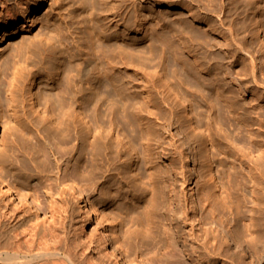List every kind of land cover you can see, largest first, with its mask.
Wrapping results in <instances>:
<instances>
[{"label": "bare ground", "instance_id": "1", "mask_svg": "<svg viewBox=\"0 0 264 264\" xmlns=\"http://www.w3.org/2000/svg\"><path fill=\"white\" fill-rule=\"evenodd\" d=\"M46 1L0 0V44ZM85 1L77 26L36 34L0 61V113L3 104L9 112V138L0 153V264L80 263L68 249L25 247L49 218L36 214L37 200L22 184L25 161L39 172L47 169L41 141L53 160L55 183L47 191L52 217L57 202L68 206V177L60 175L66 162H73V177L99 188L102 216L81 189L73 195L92 220L88 247L91 239L101 247L92 264H126L118 234L125 225V243L136 256L147 255L127 264L220 255L226 264H247L249 248L261 264L264 63L258 59L264 44L257 47L253 36L264 31V0H89L91 8ZM144 2L167 12L148 19ZM180 6L187 17L174 14ZM150 19L158 26L150 34L130 35ZM195 102L204 121L185 124ZM172 128L182 133L178 142ZM189 154L196 167L191 199L184 188ZM13 172L14 181H22L16 186Z\"/></svg>", "mask_w": 264, "mask_h": 264}, {"label": "rangeland", "instance_id": "2", "mask_svg": "<svg viewBox=\"0 0 264 264\" xmlns=\"http://www.w3.org/2000/svg\"><path fill=\"white\" fill-rule=\"evenodd\" d=\"M76 2L79 5V7L78 5H76ZM79 2L81 3V0H78V1L77 0L76 1L75 0H47L45 2L43 9L39 13L34 14L31 18L29 17L27 20H22L18 22L13 27L12 34L10 36L7 35L4 41L1 42L0 61H1V58L2 59L6 58L11 53L12 49H14V47L16 48L17 45L20 44V42L28 38H31V37L34 38V35L36 34H37L36 37H39L40 34H46L52 29H57L56 27H58L59 29L60 28L62 29L64 25L69 26V24L70 23L72 24V22L75 23L74 27L77 26V21L81 18L80 17L81 10L79 9L81 4ZM85 2L86 3L88 2L86 6L91 8V3L90 5H88L90 1L87 0ZM142 5L144 7L142 9V14H145V16H147L148 19H149V16H152L154 14L155 11L156 13H159V14L165 13V11L167 12L165 6L161 4L152 5L149 2H144ZM172 10L175 12L174 14H177V15L184 14L185 17L188 16L187 9L185 8V6L183 7L180 6ZM72 14H74L73 15L74 17L72 16ZM73 19H76V21ZM155 22L156 20H152V19L148 20V22L144 26V28L146 29L142 27L141 32L136 33L135 31H133L131 32L130 35L132 37H138L140 35L145 34L147 31L150 34V31L152 32V30H149L150 28L153 29L155 27L154 29H156V27H158L155 25ZM104 23H109V22L108 20H105ZM152 23H153V26H151ZM107 25H109L110 28L115 29V24L110 23ZM196 27L199 30H201L203 32V35L205 36H208L211 34L205 31L206 28L202 24H199V25L196 24ZM259 33L253 36V40H254L255 45L260 42L259 46L257 45V47L261 46L262 48L263 47L262 45L264 44L263 43L264 42V31H262L261 29ZM251 38L252 36L249 37L248 40L250 41ZM261 54H262V57H259L258 59L259 66L261 65V63H264V51H262ZM262 59L263 61H261ZM238 68H240L239 64L236 65V69ZM33 90L39 93L40 88L39 86H35ZM251 96H253L252 93L246 94V97L248 100L251 99ZM4 105L5 104L1 105V107L3 108V112L0 113V115L4 113L3 114L4 117L2 119L0 118V153L3 151L4 145L7 143V139L9 138V135H8L9 129L4 128V124L9 119L8 118L9 112L7 111V109H5ZM199 110L200 108L198 104L195 102V105L193 106V108L191 110L189 108L188 114L183 118L184 123L186 124V123L191 122L193 123V125H196L198 121L203 122L204 121L203 115H200L201 110L200 111ZM171 133L174 134L173 137L175 140H177V142L180 138H182V133L178 132L176 128H172ZM194 133L200 134L201 131L200 129L199 130L197 129L194 131ZM42 144L43 142L41 141V144H40L41 147L39 146V149H41L40 150L41 154L39 155V157L42 160V162L46 163L47 169L44 172H39V170L35 166L32 167L33 163H30L29 161L28 162L25 161L26 164L28 163L27 167H29V169L26 170L27 172L25 171L26 172V174H24L25 177L22 179L23 182L22 181L21 182L22 184H26L25 186L28 187L27 191L28 193H30L28 197L30 196L31 200L32 199H34V201L37 200L36 206H38L37 207L38 210L36 214L39 215L40 217L47 216L49 218H48V221L39 223V228L35 231L34 237L30 240L29 243H26L25 247L26 249H31V250L33 249V251H41L44 249H52L55 247L62 249V250L68 249L69 252H71V254L75 256V259L81 264H92V261H94L92 259L97 260L98 257H100L98 255L99 253L98 250L100 251L101 247L98 248V245H97L98 241L94 239H91L92 243L88 247L87 244L89 242V236L91 235V231L93 228L92 220L90 218L84 217V215L82 214V211L80 210L75 199L73 198V195L77 189H81L83 194L85 195L86 200L89 199V202L94 201L96 203L97 212L102 216L103 214L102 208L100 207V204L97 203V200L99 197V188L97 186L88 185L85 181L81 180V178L73 177V170H72L73 162L72 163L66 162L61 169L60 175L68 177V180L65 183L67 184L66 186L68 190L67 196L69 194V196L67 197L68 198L67 208L68 207L69 208L68 209L66 208L64 210L58 204L59 202H57V205L54 207L55 216L52 217V215L49 213V198L47 195V191L50 188L49 191L52 192L53 191L52 188L54 187V183H55L54 176H52L53 171H51L53 168V160L51 156L49 155V153H47V149L44 148L43 146L44 144L43 145ZM183 145L186 150L185 155H187V153H189L188 151H190V148L188 147L189 143L184 142ZM184 166H185L186 176L187 178H190L188 182L184 185L185 193L191 199V197L193 198V196L196 195V193L194 192L196 190L195 179H194V176L191 175V172L194 173L196 171V167L192 160V155L190 154L188 155ZM35 169H36V172L34 173ZM14 172L11 173L10 181L14 186H16L17 183H21V182H18L17 180H15L16 182L14 181L15 179ZM36 173L38 174L36 175L37 177L35 176ZM31 174H34V176L33 175L31 176ZM32 193L34 194L32 195ZM250 194H252L251 191L249 192L248 198H250L249 200H252V197L255 194L253 195H250ZM17 200H18L17 198L13 199V201L15 202ZM248 205L251 206V201L248 202ZM109 209H112L111 203H109L106 206V210H109ZM19 213L20 215L24 214L23 211H19ZM261 221H263L264 223V215H261ZM82 226L84 227V232L81 231ZM118 228H119L118 234L120 233L119 240L122 245V246L119 245V248L121 246L120 248L121 253L119 255L122 258L121 261L123 260V262H126L127 264V263H130L129 261H131L132 259H135V261H140L143 258L142 260H144L145 256L147 255L139 254V256H136L134 250L130 248V246L127 243H125V238H127V232L124 231L126 228V225L124 226V228H122L121 226H118ZM120 229H121V232H120ZM260 229H261V234L264 235V225L261 224ZM105 251H108L107 245L104 246L103 252ZM254 251L255 250H253L252 248H249L248 255L246 256L247 264H258L260 262L258 261ZM137 253H140V250H138ZM98 261L99 260L95 262H98ZM225 261H226L225 258L220 255V256H215L214 258H210L207 261L204 259L198 262L197 261L190 262L188 260H182V261L180 260L172 261L171 260V261H167V264H198V263L199 264H226ZM144 262L142 261V263ZM99 264H110V263L108 261L107 262L101 261L99 262ZM261 264H264V258Z\"/></svg>", "mask_w": 264, "mask_h": 264}]
</instances>
